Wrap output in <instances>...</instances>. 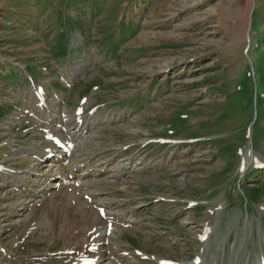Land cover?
Instances as JSON below:
<instances>
[{
	"label": "rangeland",
	"instance_id": "1",
	"mask_svg": "<svg viewBox=\"0 0 264 264\" xmlns=\"http://www.w3.org/2000/svg\"><path fill=\"white\" fill-rule=\"evenodd\" d=\"M75 67L81 73L69 77ZM39 83L52 105L41 120L59 128L60 111L74 116L87 96L84 114L94 112L86 117L102 124L77 150L83 158L116 154L134 169L135 177L103 186L107 203L121 201L115 204L121 216L136 206L146 221L153 220L150 226L136 219L134 230L115 233L122 261L146 264L125 247L159 255L154 260L187 261L199 248L202 254L206 242L187 231L197 232L206 222L196 212L211 211L216 229L208 250L225 249L223 264L259 263L264 237L254 223L264 216V200H245L250 192L264 198V169H258L256 182L247 175L255 169L252 162L243 177L239 161H250L252 154L264 157V0H0V163L7 171L9 166L24 170L11 171L9 178L0 172L2 225L20 219L11 231H0V242L16 262L55 256L66 243L72 247L82 240L60 235L65 243L56 246L63 239L50 224L64 217L66 198L63 206L54 202L25 211L24 218L13 216L23 211L17 195L22 183L44 172L35 156L43 149L40 120L37 125L22 112L30 96L37 99L31 89ZM56 94L65 96L58 101L61 108ZM158 137L182 142L160 144ZM49 199L59 196L54 192ZM190 199L203 211L189 208L185 200Z\"/></svg>",
	"mask_w": 264,
	"mask_h": 264
},
{
	"label": "bare ground",
	"instance_id": "2",
	"mask_svg": "<svg viewBox=\"0 0 264 264\" xmlns=\"http://www.w3.org/2000/svg\"><path fill=\"white\" fill-rule=\"evenodd\" d=\"M37 91L36 88L37 99L28 101L26 111L40 120L39 125L44 129L41 138L44 139L49 136L55 137V139L50 141L46 146L42 145L43 149L41 148L35 153V156L40 159L39 166L44 172L42 174L33 173V179L22 183V192L17 195L19 196V205L23 211L13 214V216L24 218L27 211L34 210L40 205L52 207L54 202L60 203L63 206V199L66 198L65 203L67 206L66 210L64 206L63 213L66 211L69 214L64 213V217H59V215V221L54 216L53 218L56 220H54L55 222H51L50 229L57 236L70 235L71 237H78V235H82L84 248L80 249V252H77L81 243L78 241L71 247L67 245L68 242L55 256L43 258L42 260L30 257L24 259V261L16 262L9 257V254L13 256L12 251H7L4 254L1 250V247L4 245H0V264H82L87 257L95 260L96 264H125L122 263L123 261L118 255L121 250L114 240L115 232H123V227H128L131 224L134 225L135 222L132 219L138 213V210L135 211L133 208L131 212H128V215L121 216L115 206L116 203L119 205L121 201L116 200L107 203L105 197L109 196V194L103 195L105 193L103 192V186L109 187L108 180L123 181L124 179L135 177L134 169L128 165L129 163H122L120 160H117L116 154L113 156H100L97 159L83 158V153L77 150L78 143H80L79 140L83 137L85 130H90L102 123H99L96 120L98 118L95 117L87 118L76 115L72 118L66 111L61 110L59 128H55L53 125L51 127L48 123L41 120V116L51 110L52 105L48 104L46 96L45 98L42 97V94ZM58 142H62L64 145L70 147L71 154L68 155L58 145ZM50 154H54L52 158H48ZM253 156L254 154H252V159H254L256 164L264 163L262 155L259 156L260 158ZM64 162H68V164L64 165ZM61 167L63 169L60 171ZM7 170L8 168L2 169L0 172L3 173ZM10 175L11 169L6 172L5 177L9 178ZM75 191H78V193H75ZM54 192L59 196L57 201L49 199V196ZM86 194L89 195L91 203L89 199L84 200L81 197V195ZM95 207L97 211L94 210ZM100 207L105 208L106 217L100 215ZM67 209H70V211ZM209 218L210 215L205 218L206 223L204 226L212 230ZM12 221H15V219L12 218ZM21 221L23 220L21 219ZM110 221L115 225L113 224L114 230L109 232L108 222ZM17 222H20V219H17ZM132 227L134 226L131 225L129 228ZM203 233L205 232L203 231ZM95 246H97V249L93 250ZM122 253L127 252L122 251ZM218 254V252L214 253L213 262L202 260L200 264H221ZM165 258H157L154 261L158 263ZM126 259L127 261L129 260L128 264L134 261L133 259ZM195 261L196 258L192 264ZM263 261L264 257H262L260 264H263Z\"/></svg>",
	"mask_w": 264,
	"mask_h": 264
},
{
	"label": "trees",
	"instance_id": "3",
	"mask_svg": "<svg viewBox=\"0 0 264 264\" xmlns=\"http://www.w3.org/2000/svg\"><path fill=\"white\" fill-rule=\"evenodd\" d=\"M44 2L48 1V0H43ZM11 3H15V4H18L19 6L23 7V5L20 3V2H11ZM25 14V13H23Z\"/></svg>",
	"mask_w": 264,
	"mask_h": 264
}]
</instances>
